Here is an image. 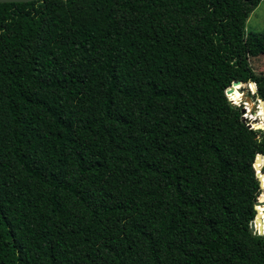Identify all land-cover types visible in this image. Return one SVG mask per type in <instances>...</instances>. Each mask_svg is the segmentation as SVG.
I'll use <instances>...</instances> for the list:
<instances>
[{
    "label": "trees",
    "instance_id": "obj_1",
    "mask_svg": "<svg viewBox=\"0 0 264 264\" xmlns=\"http://www.w3.org/2000/svg\"><path fill=\"white\" fill-rule=\"evenodd\" d=\"M260 2L0 3V264H264Z\"/></svg>",
    "mask_w": 264,
    "mask_h": 264
},
{
    "label": "rangeland",
    "instance_id": "obj_2",
    "mask_svg": "<svg viewBox=\"0 0 264 264\" xmlns=\"http://www.w3.org/2000/svg\"><path fill=\"white\" fill-rule=\"evenodd\" d=\"M245 29L246 33L260 32L264 29V0H261L258 6L250 13L248 19L246 20ZM245 60L254 76L259 77L264 81V53H260L255 56L245 55ZM252 81L255 90L251 89L248 82L242 83V95L236 101V104L242 107L244 110L243 116L245 119H247V121H249L250 125L254 123H261L264 126V112L262 111L259 104L260 97L257 95V85L254 80ZM229 100L232 102L231 98ZM262 168H264V165L260 164L258 169L262 171ZM262 173H264V171H262ZM261 190H264V188Z\"/></svg>",
    "mask_w": 264,
    "mask_h": 264
},
{
    "label": "water",
    "instance_id": "obj_3",
    "mask_svg": "<svg viewBox=\"0 0 264 264\" xmlns=\"http://www.w3.org/2000/svg\"><path fill=\"white\" fill-rule=\"evenodd\" d=\"M31 1H35V0H0V3H12V2H31ZM251 83L253 84V81L250 80ZM242 83H247V82H241L240 85ZM249 83V82H248ZM251 87V85H250ZM252 90H255L254 88V84L251 87ZM242 91V90H241ZM225 94L228 96V98L230 99L229 95L227 94V92L225 91ZM259 104L261 106L262 111L264 112V101L262 99L259 98ZM255 108V107H254ZM244 112V110H243ZM244 118V116H243ZM245 119V118H244ZM251 127H253L254 129H264V126L261 123H254L252 125H250ZM263 164L264 165V156L261 154H257L255 161H254V168L256 171V176L260 182V188H264V180H263V176L264 173H262V171L260 169H258L259 165L258 164ZM262 193L264 194V192H257L255 194L256 200L254 202V207L256 210V215L255 218L250 222V228L253 230V232L255 234H259L262 231H264L263 225L262 223L264 222V216H261L260 212L258 211L256 205L260 202V201H264V196H262Z\"/></svg>",
    "mask_w": 264,
    "mask_h": 264
},
{
    "label": "bare ground",
    "instance_id": "obj_4",
    "mask_svg": "<svg viewBox=\"0 0 264 264\" xmlns=\"http://www.w3.org/2000/svg\"><path fill=\"white\" fill-rule=\"evenodd\" d=\"M253 86V84L251 83V87ZM242 95V94H241ZM241 95H239L237 98H235L234 102H232L234 105H237L240 107V105L236 104V101L239 99V97H241ZM264 114V113H263Z\"/></svg>",
    "mask_w": 264,
    "mask_h": 264
},
{
    "label": "clouds",
    "instance_id": "obj_5",
    "mask_svg": "<svg viewBox=\"0 0 264 264\" xmlns=\"http://www.w3.org/2000/svg\"><path fill=\"white\" fill-rule=\"evenodd\" d=\"M262 211H264V209H262ZM260 234H261V235H264V231H262Z\"/></svg>",
    "mask_w": 264,
    "mask_h": 264
}]
</instances>
